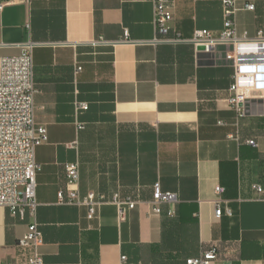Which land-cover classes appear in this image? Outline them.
<instances>
[{
	"label": "crops",
	"instance_id": "crops-1",
	"mask_svg": "<svg viewBox=\"0 0 264 264\" xmlns=\"http://www.w3.org/2000/svg\"><path fill=\"white\" fill-rule=\"evenodd\" d=\"M252 1L255 10L236 19L254 36L264 30V0ZM0 4V58L31 47L35 122L47 129L36 149L44 264H186L211 245L220 251L215 264H264V193L251 189L264 188V100L249 99L239 113L226 101L234 69L223 49L198 52L188 42L196 30L222 29V0H171L178 42L155 41L148 0ZM76 162L80 195L106 201L94 219L59 201L66 165ZM157 182L177 194L173 217L168 204L152 213ZM116 193L138 201L124 222L110 203ZM31 221L0 206V264L24 263L17 244Z\"/></svg>",
	"mask_w": 264,
	"mask_h": 264
},
{
	"label": "built area",
	"instance_id": "built-area-1",
	"mask_svg": "<svg viewBox=\"0 0 264 264\" xmlns=\"http://www.w3.org/2000/svg\"><path fill=\"white\" fill-rule=\"evenodd\" d=\"M154 9V23L157 42L184 41L181 34L173 31L171 23L173 13L171 0H148ZM2 4H0V9ZM256 5L250 0H222L223 27L219 31L199 29L188 40L196 51L217 55L224 51V58L234 69L233 83L230 86V96L227 103L239 113L243 111L249 99L264 100V30H259L251 36L248 31H238L236 16L241 11H254ZM80 69V68H79ZM38 89L35 83L34 59L31 47H25L17 56L0 58V206L6 207L13 215L22 219L30 216L28 231L18 241V248L25 254L23 264H44V258L39 251L43 242L42 233L35 221L37 211V173L41 165L36 161V149L47 141V129L35 122V97ZM79 110H87V103H80ZM79 128H82L80 125ZM257 147L255 139L246 141ZM68 188L59 192V201L67 204H77L88 209V218L96 217L98 208L106 203L104 196L89 191L81 196L79 193V163L66 165ZM251 189L258 195L264 193L259 183H252ZM215 214H222V195L225 188L218 185L215 189ZM178 202L175 192L162 189L160 182L154 184L152 213L162 214V206H170L168 215L176 213L174 205ZM110 203L118 210V220L124 222L129 210L138 204L131 197L121 198L118 193L113 195ZM227 214L232 215L227 209ZM220 256L217 245H211L200 255L189 257L186 264H215ZM122 255V262L127 261Z\"/></svg>",
	"mask_w": 264,
	"mask_h": 264
}]
</instances>
